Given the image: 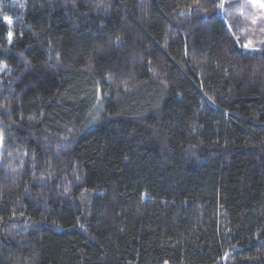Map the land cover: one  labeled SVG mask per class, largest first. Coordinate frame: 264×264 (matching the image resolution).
<instances>
[{
    "label": "trees",
    "instance_id": "obj_1",
    "mask_svg": "<svg viewBox=\"0 0 264 264\" xmlns=\"http://www.w3.org/2000/svg\"><path fill=\"white\" fill-rule=\"evenodd\" d=\"M219 3L0 0V264H264V39Z\"/></svg>",
    "mask_w": 264,
    "mask_h": 264
},
{
    "label": "rangeland",
    "instance_id": "obj_2",
    "mask_svg": "<svg viewBox=\"0 0 264 264\" xmlns=\"http://www.w3.org/2000/svg\"><path fill=\"white\" fill-rule=\"evenodd\" d=\"M224 15L230 25L236 26L240 35L245 36L246 45L251 41V45L255 46L259 45L261 40L263 41L264 0H227ZM253 17L256 18L255 23ZM1 148L2 143H0V153Z\"/></svg>",
    "mask_w": 264,
    "mask_h": 264
},
{
    "label": "snow or ice",
    "instance_id": "obj_3",
    "mask_svg": "<svg viewBox=\"0 0 264 264\" xmlns=\"http://www.w3.org/2000/svg\"><path fill=\"white\" fill-rule=\"evenodd\" d=\"M224 7H225V5H224V0H220V3L217 5V8L220 9V10H223ZM252 19H253V22L255 23L256 18L253 17ZM9 23H10V21H9ZM11 35H12V34L9 33V38H11ZM245 47H247V48H251V47H252V45H251V41L249 42V44L245 45ZM2 142H3V137H2V135H0V143H2Z\"/></svg>",
    "mask_w": 264,
    "mask_h": 264
}]
</instances>
